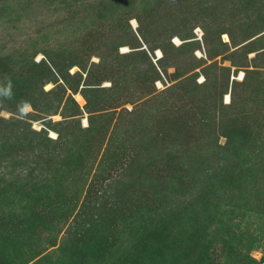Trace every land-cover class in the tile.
<instances>
[{
  "label": "rangeland",
  "instance_id": "374dc122",
  "mask_svg": "<svg viewBox=\"0 0 264 264\" xmlns=\"http://www.w3.org/2000/svg\"><path fill=\"white\" fill-rule=\"evenodd\" d=\"M1 8L15 65L0 91L30 96L0 98V264H264V0ZM142 46L160 51L163 89L136 77L151 73Z\"/></svg>",
  "mask_w": 264,
  "mask_h": 264
},
{
  "label": "trees",
  "instance_id": "16d2710c",
  "mask_svg": "<svg viewBox=\"0 0 264 264\" xmlns=\"http://www.w3.org/2000/svg\"><path fill=\"white\" fill-rule=\"evenodd\" d=\"M244 2H245V0H244ZM247 4H249V3L247 2ZM2 13H5V9L1 8L0 14H2ZM179 26H180V30L179 31H181V33H183L182 37L189 36V33H190V37H188L187 39L189 41H194V42L197 43V41L193 40V38H194V34H193L194 28H188L187 24H181ZM244 26L248 30H253V31L255 30L254 23H253V26H252V24H248V23L244 22ZM253 27H254V29H253ZM170 40H171V38H169V41ZM201 40H202V35H201ZM197 44H199V43H197ZM152 51L153 50H150L149 52L151 53ZM144 54H145V55H143L144 59L146 57V60H147V62L149 64V66L151 67L150 68L151 69V73H149V74L147 73L148 76L143 78V79H141V81H143V80L146 81L147 78H151L150 79V83H151L152 87H154L153 83H154V81L156 79H158V77L154 75V73L156 72V69L152 65V63L150 62V59L147 56V54L145 52H144ZM160 59L156 63V65H157L159 70L161 69L160 66H159ZM14 65H15V63H14V61H13L11 56L0 53V76H3V75H6V74L10 73L12 71ZM30 66H34V67L43 66V62L34 63V62L30 61ZM113 67H115V66H112L110 68L108 74H105L101 81H104L111 74H115V73H116V75H121L122 74V68L121 67H118L120 69L119 72L112 71ZM160 71L162 72V70H160ZM55 73H58V72L55 71ZM47 76H50V77L46 78L44 81H52L53 80V79H51V77H53V75H50V73H49ZM85 78L88 80L89 87H85V86L84 87H80L81 86V82H82V77H81L80 80H78V89H79V91H81V90L82 91H88V90H91L94 87V85L91 82V79L89 77H85ZM231 84H232V82H231ZM256 92H259V90H257ZM29 96H30V93L28 91H26L24 89H21V88L15 87L13 82H10L8 85H6L0 91V98L4 102H7L6 105H8V108H10V109H15L19 103H20V106L24 105L25 103L27 104L28 102L25 99H27ZM257 101L259 102L260 107H262V106L264 107V92L261 91L260 97H258V93H257ZM8 124H9L8 120H3V119L0 118V130H2L4 125H6V126L3 129L6 130ZM11 125H12V123H10V126ZM248 134L249 133H246L245 137H248L249 136ZM242 137H243V133L242 132H236V134H234L233 137L231 136V138H232L231 140L230 139L227 140V143H229V144L232 143V142L236 143L238 141V139H240Z\"/></svg>",
  "mask_w": 264,
  "mask_h": 264
},
{
  "label": "built area",
  "instance_id": "2783aa9c",
  "mask_svg": "<svg viewBox=\"0 0 264 264\" xmlns=\"http://www.w3.org/2000/svg\"><path fill=\"white\" fill-rule=\"evenodd\" d=\"M247 23L251 24L250 22H247ZM130 26H131L132 29H134V27H135L134 21H130ZM193 34H194L193 40L198 41V43H200L201 42V35H202L200 30L199 29H194L193 30ZM170 42L173 45H175V46L181 44V41H179L177 38H171ZM141 49L147 54V56L150 59V62L155 67L156 72L154 73V75L162 77V73H161V71L158 69V67L156 65L157 61L161 58L160 51L158 49H155V50H153L150 53L144 46H142ZM118 52L119 53H128L129 50L127 48H119ZM193 54H194L195 58H197V59H201V60L205 59V54H204L202 49L201 50H196ZM112 71L119 72L120 69L115 66V67L112 68ZM197 74L199 75V73H197ZM147 76H148V74H146L145 72H137L136 73V77L140 78V79H143V78H145ZM241 79H242V72H236V73H232L231 72L229 77H228V80H229L230 83L232 82V80H236L237 81V80H241ZM197 81H199V80H197ZM153 84H154L155 89H157V90L163 89L164 86H165V85L162 84V81L160 79L155 80ZM103 85L104 86L108 85V83L104 82ZM84 86L85 87H89L88 80L85 77L82 78V82H81V86L80 87H84ZM223 98H224V102H226L227 101V96H224Z\"/></svg>",
  "mask_w": 264,
  "mask_h": 264
}]
</instances>
